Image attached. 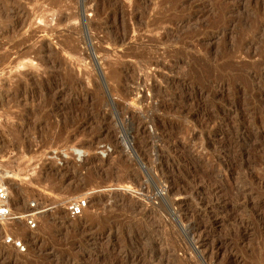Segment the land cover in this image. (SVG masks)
<instances>
[{"label":"rangeland","instance_id":"1","mask_svg":"<svg viewBox=\"0 0 264 264\" xmlns=\"http://www.w3.org/2000/svg\"><path fill=\"white\" fill-rule=\"evenodd\" d=\"M0 118V264H264V0H0Z\"/></svg>","mask_w":264,"mask_h":264},{"label":"built area","instance_id":"2","mask_svg":"<svg viewBox=\"0 0 264 264\" xmlns=\"http://www.w3.org/2000/svg\"><path fill=\"white\" fill-rule=\"evenodd\" d=\"M1 122V118H0ZM9 190L0 174V225L10 224L17 220H23L26 227L30 230H34L37 226L36 215L37 212L31 211L22 215H16L9 204ZM87 198H78L69 201L66 204V212L70 217H77L81 214L83 209L86 207ZM5 244L11 245L19 253H25L28 249L27 244L23 240H15L12 237H4Z\"/></svg>","mask_w":264,"mask_h":264},{"label":"bare ground","instance_id":"3","mask_svg":"<svg viewBox=\"0 0 264 264\" xmlns=\"http://www.w3.org/2000/svg\"><path fill=\"white\" fill-rule=\"evenodd\" d=\"M0 174H1L2 178L4 179L5 184L8 183V182H7L8 179H11V178L8 176L7 173L1 172ZM16 188H17V187H16ZM10 201H11V199H9V204L11 203ZM10 206H11V205H10ZM11 208H12V207H11ZM83 210H84V209H83Z\"/></svg>","mask_w":264,"mask_h":264}]
</instances>
